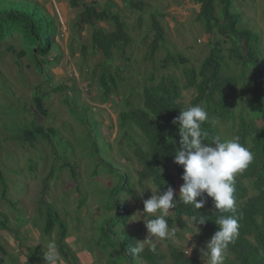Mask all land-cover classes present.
<instances>
[{
  "label": "rangeland",
  "instance_id": "374dc122",
  "mask_svg": "<svg viewBox=\"0 0 264 264\" xmlns=\"http://www.w3.org/2000/svg\"><path fill=\"white\" fill-rule=\"evenodd\" d=\"M11 1L35 5L53 18L56 27L53 40L57 48L48 56L38 58L44 70L40 75L20 33L13 32L0 41V215L7 219L5 229H0V247L5 251L3 254L0 250V264H29L23 255L25 247L44 254L43 264H68L57 253L56 246L49 247L56 244L57 228L50 235L43 233L46 203L67 225L65 242L72 252L68 256L71 264H112L113 261L125 264L117 251L97 245L100 225L114 214L107 206L118 203L129 217L120 230L134 235L137 243L144 240L148 234L141 231L144 221L137 213L143 208L126 191L135 189L144 200L151 196L148 188L152 185L137 183L139 166L129 141L118 129V114L128 110V105H140L141 92L149 83L150 75L155 79L171 75L181 83L182 69L197 68L208 55L210 38L196 19L200 5L190 0H134L138 8H129L123 0H80L73 8L70 0ZM232 3V12L239 16L238 28L259 35V63L264 66V0H232ZM85 4L116 14L130 38L124 52L127 60L114 52L106 64L109 72L118 70L115 73L120 80L116 92L104 104L100 102L97 86L102 56L91 48L92 26L79 23ZM215 7L218 13V1ZM152 18L161 25L164 42L153 60H147ZM94 27L105 32L114 29L110 21L96 22ZM167 55H180L187 63L174 66L169 61L164 65ZM225 63L224 74L235 76L241 71L239 62L226 60ZM57 85L63 88L59 92L53 90ZM36 87L42 95V109L35 104ZM236 90L232 94L233 118L216 123L223 139L232 138L238 115L247 116L250 112L247 96ZM182 95V102L187 104L193 91L186 90ZM32 123L42 127L48 138L23 141V131ZM128 133L133 140L143 143L141 134L133 126ZM64 164L72 167L74 176ZM123 176L127 178L126 190L112 196V189ZM176 180L178 194L182 182ZM243 183L249 190L248 196H252L250 182L243 180ZM144 193L148 196H143ZM171 214L170 209L168 215ZM184 220L185 229L170 227L174 232L172 238L153 239L151 243L166 255V263H169L167 244L170 243L188 257L195 255L198 264H206L200 249L207 241L202 239L200 229L199 234L187 241L193 230L192 219ZM144 243V248L149 247L148 242ZM187 248L192 250L186 253ZM224 264H236L228 252Z\"/></svg>",
  "mask_w": 264,
  "mask_h": 264
},
{
  "label": "trees",
  "instance_id": "16d2710c",
  "mask_svg": "<svg viewBox=\"0 0 264 264\" xmlns=\"http://www.w3.org/2000/svg\"><path fill=\"white\" fill-rule=\"evenodd\" d=\"M79 1L70 0V6L76 7ZM123 1L129 8H138L134 0ZM190 1L200 5L196 19L209 35L208 55L197 68L182 69L181 83L171 75L161 76L158 79L150 75L149 83L142 89L140 105L136 107L128 105L130 107L128 110L118 114V129L122 132L123 138L129 141L133 157L139 166L136 172L137 183L140 186L145 182H149L152 186L158 184L160 191H165L168 186L175 189L176 178L183 183L181 179L183 168L174 163L173 159L175 150L180 147L178 125L172 123L174 118L187 107L199 104L208 112V120L202 128L208 131L210 136L219 135L216 123L233 118L232 94L237 91L236 89H239L241 94H245L250 112L247 116L242 113L238 115L232 138L239 136L241 144L249 148L254 159L246 170L235 177L234 195L240 215V228L238 238L229 245L227 252L233 256L236 264H264V66L259 63V35L248 29L238 28L239 16L232 12V0ZM216 1L219 5L218 13L215 9ZM105 21L112 22L114 29L105 32L102 28L94 27L96 22ZM79 23L92 26L91 48L102 56V62L98 64L101 73L97 77V86L100 102L104 104L116 92L120 80L115 73L118 70L111 73L106 64L111 61L114 52L127 60L124 52L130 44V38L124 29V23L116 14L98 11L92 4L84 5ZM150 31L152 40L148 44L147 60H153L154 53L164 42L163 29L154 18L151 20ZM13 32L21 34L25 50L35 62L38 73L43 75V64L38 58L48 56L57 48L53 40L56 32L53 18L41 12L35 5L0 0V41ZM227 43L228 47L225 48L224 45ZM226 60L239 62L241 71L235 76L224 74L222 70L226 66ZM169 61H172L174 66L187 63V60L180 55L175 57L167 55L163 61L164 65ZM47 79H50V76H47ZM62 89L60 85L53 88L56 92ZM186 90L193 91V96L187 104L182 102V94ZM34 95L36 107L42 109V95L37 87ZM131 126L139 131L143 143L130 137L128 132ZM36 137L48 138L42 127L32 123L29 129L23 131V141L29 143ZM63 166L69 168L74 176L69 164ZM109 171L111 172L112 169L110 168ZM126 179L124 176L121 177L119 185L112 189V196L126 190ZM243 180L250 182L254 192L252 196H248L249 190ZM4 192L3 184V195ZM126 194L143 208V200L135 189L127 190ZM143 196L148 195L144 193ZM8 203L13 205L9 201ZM107 209L114 214L101 223L97 245L117 251L125 264H198L195 255L188 257L184 251L170 243L167 244L169 263L165 262L166 255L158 250L153 253L149 247L144 248L138 255L130 254L129 248L136 246V238L120 230L128 221L127 210L115 202L108 205ZM171 210L172 214L166 217L169 228L177 227L183 230L187 227L184 218H199L200 215H204L207 217L205 224L198 225L202 239L208 241L218 229L215 217L219 213L214 208L211 198H206V203L200 209L177 203ZM0 217H2L0 229H5L7 219L2 215ZM23 222L19 226L23 225ZM55 227L57 228L56 251L66 263L71 264L68 256L72 252L65 242L67 225L59 217L58 212L46 203L43 233L50 235ZM141 231L147 233L145 224L141 227ZM0 250L5 254L1 247ZM23 250L25 251L23 255L29 264H43L42 260L46 259L39 250L29 247ZM112 264L117 263L113 261Z\"/></svg>",
  "mask_w": 264,
  "mask_h": 264
},
{
  "label": "clouds",
  "instance_id": "9594fccd",
  "mask_svg": "<svg viewBox=\"0 0 264 264\" xmlns=\"http://www.w3.org/2000/svg\"><path fill=\"white\" fill-rule=\"evenodd\" d=\"M207 120L206 108L197 104L182 110L172 121L178 125L180 145L175 150L173 159L174 163L183 168V183L178 194L172 186H168L165 191H160L158 184L148 188L152 194L143 200L142 211L137 212L139 219L143 218L148 235L144 240L138 241L136 246L129 248L130 254L141 253L145 247L144 242H148L149 250L155 253L157 249L156 244L151 243L153 239L164 241L174 236L166 217L177 203L200 209L206 203V198H211L219 213L215 217L218 229L200 252L206 264H224L229 245L239 236L240 215L234 195L235 177L248 168L254 156L249 148L241 144L239 136L231 139H223L220 135L210 136L202 128ZM143 191L140 192L141 195ZM146 217L148 218L145 219ZM206 219L204 215L192 218L193 230L187 241L194 234H199L197 225H204ZM49 247L54 249L55 245L51 244ZM192 247H196L195 243ZM191 250L187 248L186 253Z\"/></svg>",
  "mask_w": 264,
  "mask_h": 264
},
{
  "label": "crops",
  "instance_id": "0c3cea01",
  "mask_svg": "<svg viewBox=\"0 0 264 264\" xmlns=\"http://www.w3.org/2000/svg\"><path fill=\"white\" fill-rule=\"evenodd\" d=\"M62 22V21H61ZM28 262V261H27Z\"/></svg>",
  "mask_w": 264,
  "mask_h": 264
}]
</instances>
